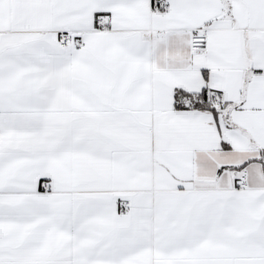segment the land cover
<instances>
[{
	"label": "snow or ice",
	"instance_id": "6c2138e0",
	"mask_svg": "<svg viewBox=\"0 0 264 264\" xmlns=\"http://www.w3.org/2000/svg\"><path fill=\"white\" fill-rule=\"evenodd\" d=\"M0 264H264V0H0Z\"/></svg>",
	"mask_w": 264,
	"mask_h": 264
}]
</instances>
